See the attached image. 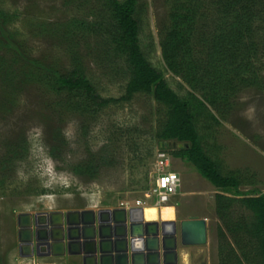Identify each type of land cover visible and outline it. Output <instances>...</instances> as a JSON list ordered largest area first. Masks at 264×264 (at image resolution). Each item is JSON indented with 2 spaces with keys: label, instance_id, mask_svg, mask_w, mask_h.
<instances>
[{
  "label": "rangeland",
  "instance_id": "obj_1",
  "mask_svg": "<svg viewBox=\"0 0 264 264\" xmlns=\"http://www.w3.org/2000/svg\"><path fill=\"white\" fill-rule=\"evenodd\" d=\"M104 11V0H0V12L14 17L0 31V42L10 39L16 48L0 45V264H83L67 256L21 258L20 214L164 206L174 207L178 224L206 220L207 244L195 247L199 252L193 251L191 264H219L218 229H225L216 196L264 195V70L261 87L240 91L225 114L214 112L218 123L205 121L199 128L222 174L242 180L240 194L225 193L189 162L171 155L180 144L159 142L166 110L153 96L138 94L96 113L73 112L68 95L49 85L51 72L69 74L79 66L103 98L124 96L129 83L125 59L102 34L87 33L78 24H99ZM167 15V0H141L140 45L172 90L185 98L191 89L168 72L162 56ZM203 27L204 33L212 30L210 19ZM258 60L257 66L264 67V56ZM163 152L169 157L165 170L179 175L181 185L158 206L153 190ZM88 167L96 170L78 173ZM233 212L235 217L251 215L240 208Z\"/></svg>",
  "mask_w": 264,
  "mask_h": 264
},
{
  "label": "trees",
  "instance_id": "obj_2",
  "mask_svg": "<svg viewBox=\"0 0 264 264\" xmlns=\"http://www.w3.org/2000/svg\"><path fill=\"white\" fill-rule=\"evenodd\" d=\"M140 2L104 0L99 24L78 22L87 33L102 34L111 49L125 59L129 83L124 96L103 98L79 66L69 74L51 72L49 85L68 95L73 112L96 113L129 103L138 94L153 96L166 110V120L157 133L159 142L163 146L184 145L174 148L171 155L193 165L217 190L240 194L242 180L236 174H222L220 165L207 154L199 128L205 121L218 123L214 112L225 114L229 101L240 91L261 87L264 67L257 64L258 57L264 56V0H167L162 56L168 72L191 89L185 98L172 90L164 73L142 50ZM208 9L213 10L211 18ZM13 18L0 12L1 32ZM209 19L212 30L204 33L203 23ZM0 45L16 50L10 39ZM95 170L88 167L78 173ZM236 208L251 215L235 217ZM216 211L225 229H218L219 264H264V195L236 199L219 194Z\"/></svg>",
  "mask_w": 264,
  "mask_h": 264
},
{
  "label": "water",
  "instance_id": "obj_3",
  "mask_svg": "<svg viewBox=\"0 0 264 264\" xmlns=\"http://www.w3.org/2000/svg\"><path fill=\"white\" fill-rule=\"evenodd\" d=\"M18 228L21 258L80 257L83 264H180L179 246L208 241L205 219L150 222L142 208L20 214Z\"/></svg>",
  "mask_w": 264,
  "mask_h": 264
},
{
  "label": "built area",
  "instance_id": "obj_4",
  "mask_svg": "<svg viewBox=\"0 0 264 264\" xmlns=\"http://www.w3.org/2000/svg\"><path fill=\"white\" fill-rule=\"evenodd\" d=\"M168 158V155L164 152L158 156L159 176L157 177L155 189L153 190L158 206H164L167 202H169V200L177 194L181 185L179 175L165 170L166 167L169 166L167 161L169 160ZM126 209L130 210L131 208L126 207Z\"/></svg>",
  "mask_w": 264,
  "mask_h": 264
},
{
  "label": "bare ground",
  "instance_id": "obj_5",
  "mask_svg": "<svg viewBox=\"0 0 264 264\" xmlns=\"http://www.w3.org/2000/svg\"><path fill=\"white\" fill-rule=\"evenodd\" d=\"M144 217L147 221H157L158 214L161 210V217L164 221H174L176 216V211L174 207L164 206V207H144ZM185 256V255H184Z\"/></svg>",
  "mask_w": 264,
  "mask_h": 264
},
{
  "label": "crops",
  "instance_id": "obj_6",
  "mask_svg": "<svg viewBox=\"0 0 264 264\" xmlns=\"http://www.w3.org/2000/svg\"><path fill=\"white\" fill-rule=\"evenodd\" d=\"M161 210H160V212H159V214H158V220L157 221H159V222H169V221H164L163 219H162V217H161ZM175 220H176V218H175ZM156 221V220H155ZM155 221H150V222H155ZM197 247H203V246H197ZM179 253H180V263L181 264H191V259H192V253H193V251L194 252H199L198 250H195V249H197V248H195V247H188V248H185V247H182V246H179ZM194 249V250H193ZM185 255V256H184ZM66 258H69V259H73L74 261H77V262H81L82 263V259L80 258V257H66ZM187 258H189V259H187ZM188 260V261H187ZM186 261H187V263H186ZM204 264V263H203Z\"/></svg>",
  "mask_w": 264,
  "mask_h": 264
},
{
  "label": "clouds",
  "instance_id": "obj_7",
  "mask_svg": "<svg viewBox=\"0 0 264 264\" xmlns=\"http://www.w3.org/2000/svg\"><path fill=\"white\" fill-rule=\"evenodd\" d=\"M143 209V208H142Z\"/></svg>",
  "mask_w": 264,
  "mask_h": 264
}]
</instances>
